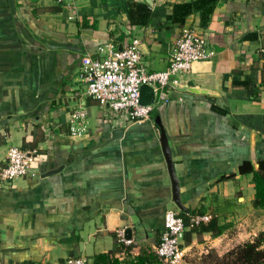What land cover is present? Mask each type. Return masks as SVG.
<instances>
[{
    "label": "crops",
    "instance_id": "crops-1",
    "mask_svg": "<svg viewBox=\"0 0 264 264\" xmlns=\"http://www.w3.org/2000/svg\"><path fill=\"white\" fill-rule=\"evenodd\" d=\"M137 1L146 3L74 0L67 10L53 0H0V165L10 145L35 155L25 178L0 187V264L86 263L127 228L131 243L155 248L167 211H202L228 226L216 238L183 240L185 255L222 256L239 244L231 231L243 228L250 240L264 224L252 174L238 172L264 161V0H219L206 27L199 13L183 25L169 20L174 5L192 0H152L138 29L127 20ZM186 30L203 33L215 55L174 82L207 94L168 86L142 124L75 96L84 55L138 39L146 68L164 71Z\"/></svg>",
    "mask_w": 264,
    "mask_h": 264
},
{
    "label": "built area",
    "instance_id": "built-area-1",
    "mask_svg": "<svg viewBox=\"0 0 264 264\" xmlns=\"http://www.w3.org/2000/svg\"><path fill=\"white\" fill-rule=\"evenodd\" d=\"M53 1L67 10L74 2ZM68 19L72 20L73 17ZM139 45L140 41L133 39L123 45L121 50L111 47L105 54L84 55L78 72L82 89L75 96L89 98L101 106L108 105L115 113H127L131 123L142 124L150 121L153 107L164 98V91L170 81L185 77L193 64L208 61L215 55L203 33L186 30L181 32L174 44L170 65L164 71H149L141 60ZM142 86L153 90V105H140L139 89ZM76 117L73 115V118ZM34 160L32 151L10 145L5 151L4 163L0 165V187L10 188L16 180L25 178ZM209 219V215L195 216L190 219V223L198 225ZM186 230L187 226L179 214L174 211L164 214L160 242L154 248L160 264H184L186 253L182 241ZM123 235L124 232L119 233L118 243L130 245L131 241H125ZM64 264L85 263L82 260H70Z\"/></svg>",
    "mask_w": 264,
    "mask_h": 264
},
{
    "label": "trees",
    "instance_id": "trees-1",
    "mask_svg": "<svg viewBox=\"0 0 264 264\" xmlns=\"http://www.w3.org/2000/svg\"><path fill=\"white\" fill-rule=\"evenodd\" d=\"M219 0H192L190 2L176 4L173 6L172 14L169 17L174 23L183 25L186 18L194 13L200 15V25L206 27L211 14ZM150 9L145 2H136L127 10L128 24L133 28H143L149 22ZM264 58V54H263ZM240 86L248 85V81L240 83ZM250 87V85H249ZM239 174H252L254 187L253 207L264 209V161L258 162V169L254 170L250 162H244L238 170ZM233 176V175H232ZM206 215L204 212H193L189 216L181 215L189 230L185 232L183 242L189 244L193 235L201 236L208 233L212 238L221 236L227 229V225H221L218 216L211 215L206 223L193 225L190 219L195 216ZM157 242L156 246L159 244ZM155 246V247H156ZM197 264H264V230L252 240L238 245L218 256L214 251L198 257ZM194 263V261H193ZM85 264H160V259L152 247H144L131 243L124 245L116 243L115 248L108 253L95 254Z\"/></svg>",
    "mask_w": 264,
    "mask_h": 264
},
{
    "label": "water",
    "instance_id": "water-1",
    "mask_svg": "<svg viewBox=\"0 0 264 264\" xmlns=\"http://www.w3.org/2000/svg\"><path fill=\"white\" fill-rule=\"evenodd\" d=\"M146 3H147V5L149 7H152V5H153L152 0H146ZM118 28L122 32L126 33V35L130 34L129 31L126 30L125 26L118 25ZM113 29H116V25H111L110 26L109 30L110 31H114ZM65 48L68 49V50L81 52V49H79L77 47L66 46ZM119 50H121V48H119ZM138 50H139L141 55H145L147 53L145 44H140L138 46ZM168 86L171 87L172 89L178 91V92H181V93H192V94H195V95H205V94H207L206 91H202V90H199V89H190V88H186V87H180L174 81H170L168 83ZM139 90H140V93H139V103H140V105H142V106L153 105V103H154V92H153V90H151V88L148 87V86H142ZM119 131L120 130H117L118 133H119ZM118 133H116V134H118ZM162 137H163V144L166 147L165 138H164L163 134H162ZM168 163H169V165H171V159L170 158L168 159ZM257 169H258V163L255 164V170H257ZM123 238H124L125 241H130L131 240V230L129 228L125 229Z\"/></svg>",
    "mask_w": 264,
    "mask_h": 264
},
{
    "label": "rangeland",
    "instance_id": "rangeland-1",
    "mask_svg": "<svg viewBox=\"0 0 264 264\" xmlns=\"http://www.w3.org/2000/svg\"><path fill=\"white\" fill-rule=\"evenodd\" d=\"M258 218L259 217L256 216V219H258ZM263 230H264V224L252 228V231H253L252 234H255V236L253 238L250 236L252 238L250 240L247 238H244L246 234H243L245 232L243 228L235 229V230H233V232L231 231V233L230 232L229 233L232 234V236H237L236 234H238V235L240 234L239 240H237V241H239L238 245H241V244H244L248 241H252L258 235V233L263 231ZM247 232L249 233V231H246V233ZM238 245H236V246H238ZM236 246H234V247H236ZM202 255H205V254L203 253ZM202 255H198L197 252L190 250L187 252V255H185L184 264H197L199 261L198 257H200ZM193 261H194V263H193Z\"/></svg>",
    "mask_w": 264,
    "mask_h": 264
}]
</instances>
